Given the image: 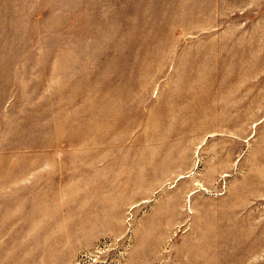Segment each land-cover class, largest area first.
Wrapping results in <instances>:
<instances>
[{"label":"rangeland","instance_id":"obj_1","mask_svg":"<svg viewBox=\"0 0 264 264\" xmlns=\"http://www.w3.org/2000/svg\"><path fill=\"white\" fill-rule=\"evenodd\" d=\"M0 264H264V0H0Z\"/></svg>","mask_w":264,"mask_h":264}]
</instances>
